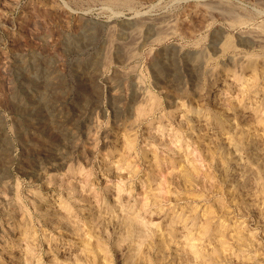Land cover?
<instances>
[{
  "label": "rangeland",
  "instance_id": "1",
  "mask_svg": "<svg viewBox=\"0 0 264 264\" xmlns=\"http://www.w3.org/2000/svg\"><path fill=\"white\" fill-rule=\"evenodd\" d=\"M28 251L264 264V0H0V264Z\"/></svg>",
  "mask_w": 264,
  "mask_h": 264
},
{
  "label": "bare ground",
  "instance_id": "2",
  "mask_svg": "<svg viewBox=\"0 0 264 264\" xmlns=\"http://www.w3.org/2000/svg\"><path fill=\"white\" fill-rule=\"evenodd\" d=\"M231 40L229 39V41H226V46L228 47V48H230L231 47V42H230ZM248 57V56H247ZM253 115H255L254 113H253ZM23 224H25V223H22V225H21V227H23L24 225ZM18 239H20V237H17ZM19 247V246H18ZM32 248V247H31ZM16 253L14 252V253H12V255H15ZM37 258V256H35V254L34 253H32L31 251H28V253H25V255L23 256V262H25V264H30L31 263V261L32 260H35Z\"/></svg>",
  "mask_w": 264,
  "mask_h": 264
}]
</instances>
